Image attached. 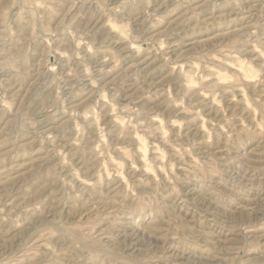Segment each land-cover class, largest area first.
Masks as SVG:
<instances>
[{"label":"rangeland","instance_id":"obj_1","mask_svg":"<svg viewBox=\"0 0 264 264\" xmlns=\"http://www.w3.org/2000/svg\"><path fill=\"white\" fill-rule=\"evenodd\" d=\"M0 264H264V0H0Z\"/></svg>","mask_w":264,"mask_h":264}]
</instances>
